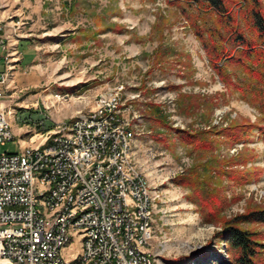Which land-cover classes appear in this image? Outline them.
I'll return each instance as SVG.
<instances>
[{
  "label": "rangeland",
  "instance_id": "rangeland-1",
  "mask_svg": "<svg viewBox=\"0 0 264 264\" xmlns=\"http://www.w3.org/2000/svg\"><path fill=\"white\" fill-rule=\"evenodd\" d=\"M245 8L236 3L232 10L251 43L254 32L241 16ZM192 15L202 30L217 26L214 15L193 0H0V19L12 16L23 23L21 61L5 92L16 138L2 152L20 153L39 122L46 128L70 122L93 109L98 93L114 89L125 104L123 116L142 133L134 140V160L164 194L162 213L155 215L157 263L230 264L227 245L216 237L223 222L264 211L263 123L251 101L255 81L240 66H230L227 74L235 86L224 85L188 21ZM224 35L213 41L222 44ZM148 104L160 107L170 128H235L238 141L211 134L212 149L193 152L172 129L148 118ZM248 124L251 131L241 132ZM193 169L203 186L223 199L220 222L205 223L188 199L189 189L177 181ZM231 171L259 172V177L239 184L227 175ZM241 227L259 233L264 243V224Z\"/></svg>",
  "mask_w": 264,
  "mask_h": 264
},
{
  "label": "built area",
  "instance_id": "built-area-1",
  "mask_svg": "<svg viewBox=\"0 0 264 264\" xmlns=\"http://www.w3.org/2000/svg\"><path fill=\"white\" fill-rule=\"evenodd\" d=\"M22 24L0 19V264H158L163 190L134 160L142 133L114 89L70 122L27 130L20 153L2 152L16 138L5 92Z\"/></svg>",
  "mask_w": 264,
  "mask_h": 264
},
{
  "label": "trees",
  "instance_id": "trees-1",
  "mask_svg": "<svg viewBox=\"0 0 264 264\" xmlns=\"http://www.w3.org/2000/svg\"><path fill=\"white\" fill-rule=\"evenodd\" d=\"M203 13H209L214 17L217 24L214 30H202L197 25L195 16L189 18L191 26L195 29V35L204 45V48L209 58L210 63L214 67L220 80L225 86H235L231 80V76L227 74L228 67L240 66L251 76L255 81L256 89L253 92L254 98L252 103L257 106L261 114L260 121L263 123L259 127L264 143V10L260 0H193ZM207 6H205V4ZM230 3V4H229ZM239 4L242 8L246 6L241 12L242 19L249 30L254 32L253 42L249 43L242 36V30L239 29V22L235 18L232 10L233 6ZM248 4V5H247ZM240 15V12H239ZM188 18V17H187ZM229 24V26L227 25ZM226 25V26H225ZM224 26L225 33L223 43H216L213 37L220 35L219 32ZM204 34L207 37H204ZM226 42V46L223 45ZM210 43V45H209ZM239 48L235 50V48ZM220 62L222 66L218 65ZM251 92V93H252ZM149 109L146 113L149 119L160 127L172 129L177 135L179 141L186 146H189L193 152H204L212 149L211 134H222L232 141H238L237 131L235 128H223L214 132V128L209 130H202L201 132H190L184 129H173L167 126L166 115L156 104H148ZM248 128L241 127V132L251 131V124ZM235 129V130H234ZM240 131V128H237ZM230 178L237 181L239 184L248 183L252 178H258L259 172L253 174L243 172H228ZM177 181L187 187L190 191L188 199L198 207L199 213L202 215L205 223L220 222L219 216L223 209V199L215 194L213 190L203 186L199 175L193 169L188 176H177ZM209 188V189H208ZM223 222V221H221ZM262 223L264 224V211H251L246 214L234 217L232 220L224 221L220 232L216 233L217 238L224 240L227 245V252L230 257V264H264V243L261 242L260 234L242 228V224Z\"/></svg>",
  "mask_w": 264,
  "mask_h": 264
},
{
  "label": "bare ground",
  "instance_id": "bare-ground-1",
  "mask_svg": "<svg viewBox=\"0 0 264 264\" xmlns=\"http://www.w3.org/2000/svg\"><path fill=\"white\" fill-rule=\"evenodd\" d=\"M35 138H39L38 135Z\"/></svg>",
  "mask_w": 264,
  "mask_h": 264
}]
</instances>
